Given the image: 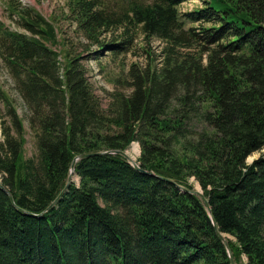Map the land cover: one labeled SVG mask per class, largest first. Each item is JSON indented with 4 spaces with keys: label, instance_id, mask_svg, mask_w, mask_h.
Segmentation results:
<instances>
[{
    "label": "trees",
    "instance_id": "1",
    "mask_svg": "<svg viewBox=\"0 0 264 264\" xmlns=\"http://www.w3.org/2000/svg\"><path fill=\"white\" fill-rule=\"evenodd\" d=\"M183 1L63 0L44 16L2 0L14 27L0 20V60L34 153L24 156L22 120L0 89V183L12 198L0 189V264H229L211 219L234 264H264V151L245 160L264 148V0L181 12ZM134 28L161 41L160 59L130 63L102 104L82 60L124 52ZM133 141L151 174L98 153L64 187L75 155ZM190 177L206 205L177 188Z\"/></svg>",
    "mask_w": 264,
    "mask_h": 264
},
{
    "label": "rangeland",
    "instance_id": "2",
    "mask_svg": "<svg viewBox=\"0 0 264 264\" xmlns=\"http://www.w3.org/2000/svg\"><path fill=\"white\" fill-rule=\"evenodd\" d=\"M18 1L24 6L33 7L36 11H38L44 16H47L50 13V11L52 12V10L56 11L57 9H59L63 3V0H18ZM97 1H99L106 7L116 8V6H118L120 3L121 6L123 7L128 0H97ZM199 5H200V0H186L180 3L179 10L181 12L189 11L194 7H198ZM0 20L3 21L5 24H9L11 27H14V24L10 22L9 18H7V16L4 13L2 7V0H0ZM200 24L201 22L199 21L188 23V25L193 27H197ZM58 25L60 27L61 34H63L65 21L63 20L60 21ZM119 31L120 28L115 30L114 33H106L101 37V40L108 41L110 40L111 36L119 33ZM132 34H133V41L129 46V48L124 52L122 53L118 52L112 54L110 50L104 48L102 49V54L98 55L96 58L90 57L88 59L82 60V64L86 70L85 73L87 79L89 83L92 85L94 92L98 94V96L102 99L101 102L102 104L106 103L107 93L111 91L114 87L113 79L121 73L124 74L130 63H138L139 65H144L146 60H150V61L154 60V62L157 63L158 60L160 59L159 51L162 46L161 41H159L154 37L146 39L138 28L132 29ZM80 41L83 40L80 39ZM75 44L76 43H74V45ZM146 52H149V55L147 57H146ZM0 89L4 91L5 94H7L12 105L16 110V113L22 120V124L24 127L23 153L25 157H29L34 153V139L32 136V132L29 130L27 126V119L25 117L28 114V111L22 99L14 89L13 80L1 60H0ZM2 113H3V107L0 101V120L5 118V117L2 118ZM0 140H1V135H0ZM133 143L137 144V142L133 141L124 150L129 159L136 161L139 155V146H138V153H134V151H131L132 150L131 147ZM263 151L264 148L261 149L259 152H254L248 155L245 159L246 162L247 163L251 162V160L258 157L259 154H261V152ZM71 181L77 182V177L75 176V174L72 175ZM188 183L192 186L191 188H198L199 190V186L197 182L192 177L188 179ZM225 236L232 240L230 236L228 235ZM242 262H243V258H242Z\"/></svg>",
    "mask_w": 264,
    "mask_h": 264
},
{
    "label": "water",
    "instance_id": "3",
    "mask_svg": "<svg viewBox=\"0 0 264 264\" xmlns=\"http://www.w3.org/2000/svg\"><path fill=\"white\" fill-rule=\"evenodd\" d=\"M98 153H113V154H119V155H121L122 157H124V158L128 161V163H129L132 167H134L135 169L140 170V171H142L143 173H146V174H151V172H149V171L141 170V169L138 167V165H137V163H136L135 161L129 159V158L127 157V155H126L125 150H112V151L110 150V151H104V152L79 153V154L75 155V156L72 158L71 162H70L69 169H68V174H67V177H66V182H65L64 187L68 184L69 181H71V180H70V175L73 173V169H74V165H75V163H76L78 160L82 159V158H85V157L90 156V155L98 154ZM177 188H179V189H181V190H183V191H187V192H189V193H192V194L197 195V196L200 198V200H201L205 205L207 204L206 199L204 198V196H203L202 193H201V189H200V187H199V190L194 189V188L185 189V188H183V187H181V186H177ZM0 189L4 190V191L7 193V196H8V198H9V200L12 201V200H11L12 198H11L10 193H8V192L4 189V187L2 186L1 183H0ZM62 190H63V189H62ZM62 190L58 193V195L56 196V198H55V199H54V200L48 205V207H50L51 205H53V203L56 201V199H57V198L59 197V195L61 194ZM48 207H46V208H48ZM29 214H31V215H33V216H37V215H38V214H33V213H29ZM211 223H212V225H213V227H214L215 233L219 236V238L222 240V242H223V244H224V246H225L226 253H227V256H228L229 264H234V263H233V260H232L231 253H230V251H229V249H228V247H227V245H226V242H225V240H224V236L222 235V233H220V232L216 229V226H215L214 221H213L212 219H211Z\"/></svg>",
    "mask_w": 264,
    "mask_h": 264
},
{
    "label": "bare ground",
    "instance_id": "4",
    "mask_svg": "<svg viewBox=\"0 0 264 264\" xmlns=\"http://www.w3.org/2000/svg\"><path fill=\"white\" fill-rule=\"evenodd\" d=\"M132 149V150H131ZM131 151H134V153H138V145L136 144V143H133V145H132V147H131ZM112 151V150H111ZM134 157V156H133ZM134 159V158H133ZM135 161V160H134ZM136 163H137V161H135ZM145 171V170H144ZM149 172H151V171H149ZM74 173H72L71 175H70V180H72V175H73ZM146 174V173H145ZM163 178V177H162ZM164 179H166V178H164ZM182 187V186H181ZM186 189V188H185ZM194 189H197L198 190V188H194ZM12 200V199H11ZM223 236H224V240H225V242H226V238H225V234H222ZM234 263V262H233Z\"/></svg>",
    "mask_w": 264,
    "mask_h": 264
}]
</instances>
